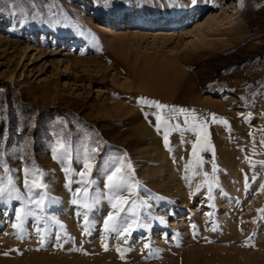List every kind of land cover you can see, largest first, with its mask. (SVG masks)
I'll list each match as a JSON object with an SVG mask.
<instances>
[{
    "label": "rangeland",
    "instance_id": "rangeland-1",
    "mask_svg": "<svg viewBox=\"0 0 264 264\" xmlns=\"http://www.w3.org/2000/svg\"><path fill=\"white\" fill-rule=\"evenodd\" d=\"M139 97L226 119L208 125L215 160L202 150L198 165L186 128L166 148ZM0 137V183L19 197L0 198V264H264V0H0ZM60 138L71 161L54 159ZM96 144L86 209L77 173ZM124 154L141 185L127 242L104 230ZM25 168L45 187L29 194Z\"/></svg>",
    "mask_w": 264,
    "mask_h": 264
},
{
    "label": "snow or ice",
    "instance_id": "snow-or-ice-1",
    "mask_svg": "<svg viewBox=\"0 0 264 264\" xmlns=\"http://www.w3.org/2000/svg\"><path fill=\"white\" fill-rule=\"evenodd\" d=\"M198 3V0H191V5L195 6ZM137 103L141 106V110L143 112L145 107L154 108L157 112L154 113H144L145 119H148L149 115H153L156 118V123L154 125L156 131L159 133L161 131L162 126L166 127V130L163 133V141L166 148L170 149V141L169 135L171 131H183L186 128L188 131L197 133V140L193 143L192 149V156L197 158V162L199 166H202L204 161L200 157L199 153L202 150L212 151L213 153V161L215 160V150L214 146L211 144L210 141V133L208 131L209 123H222L225 126L229 127V122L223 118H217L216 115L209 114L211 119L209 120L208 117H205L203 114L197 115V110L189 109L185 107L175 106V105H167L161 103L158 100H152L147 97H139L137 99ZM160 110H166L171 113L173 119L177 117H183V126L182 127L179 123H176L174 126H169V122L164 120L163 117L160 115ZM151 123V121H149ZM251 135V134H250ZM2 139V137H0ZM264 142V141H262ZM207 145V148H201V145ZM99 144L95 146L84 145L83 150L85 152V159L83 160V170L77 173L80 177L78 183L82 185L81 189L77 190L76 196L77 199L73 200L74 204L80 203L79 197L83 195L85 200L83 202V207L86 209H90L93 207L95 201L89 202L87 199L88 196V187L91 184L90 179L88 177L91 174L93 163L91 162V156L89 153L94 155L97 152ZM70 145L67 144L66 138H60L57 148H56V156L54 159L64 160L67 159L71 161L72 156L69 151ZM251 167L255 168L256 163L249 160ZM261 166H264V161L259 162ZM190 166V165H189ZM24 180L23 186L27 189L29 194H33L36 192L37 189L45 187L41 182L36 179L35 174L30 171L29 169L25 168L24 170ZM218 171L217 166L213 162L212 173L213 177L211 180L208 179L209 174L207 172H203L202 175L204 177L203 184L207 185L209 196L214 187H217V182L215 179V173ZM36 172H39L37 169ZM42 175V172L39 173ZM134 177V170L132 169L131 161L126 158V154H124L123 158H118L117 164L113 166L110 170L109 174L106 175V183L105 187L107 188L108 192L111 194L110 199V206H111V213L106 217L104 222V230L106 232L114 231L117 232L119 236L124 238L125 242H127L128 236H130L131 232L133 231V221L136 219V213L132 212L131 216H129V210L133 208V206H137L136 202V195L138 193L139 188L141 187L139 181L133 180ZM187 179V177H185ZM247 176H245V181L247 183ZM255 179V175L253 176ZM9 184L12 183L11 180L8 181ZM190 186V184H189ZM264 188V185L261 186ZM18 191L15 187L9 188L7 185L0 183V198H16L19 197L15 196V193ZM199 191V187L197 188ZM127 194V196L125 195ZM163 199V197H160ZM29 200L31 203H34L37 208L43 209L45 205V198L44 194H38V198H33L32 195H29ZM145 202H141V206ZM121 213L125 214V218L121 219ZM28 212H25L24 209L20 210V214L17 215L16 219L18 221L17 224L13 225L17 229H21L23 218L24 216L28 215ZM210 215V214H209ZM160 223H166V220L163 217L158 218ZM119 221L120 227H117V222ZM87 216L85 215V234H88L87 229ZM144 227L146 225H138ZM39 231V229H37ZM167 236V233L164 234ZM59 239V237H57ZM41 243H44L43 237H41ZM104 249L108 250V245H103ZM149 244H145V248H149ZM119 252L120 249H117ZM158 251L154 253L158 255ZM121 258H124L123 252H121Z\"/></svg>",
    "mask_w": 264,
    "mask_h": 264
},
{
    "label": "bare ground",
    "instance_id": "bare-ground-1",
    "mask_svg": "<svg viewBox=\"0 0 264 264\" xmlns=\"http://www.w3.org/2000/svg\"><path fill=\"white\" fill-rule=\"evenodd\" d=\"M133 14V13H132ZM122 15V14H121ZM128 16L129 17H131V13L130 14H128ZM132 17H133V15H132ZM116 18H118V16H116ZM131 20H133L132 18H131ZM134 22H133V24L134 25H137V26H142V25H144V24H146V25H154V24H156L157 23V19L156 18H152V19H150V21H148L147 23H146V21H144L143 19H141V18H139V19H136V20H133ZM165 23H167V25H169V29L170 28H172L173 26H175L174 24H175V19H167V22H165ZM158 24V23H157ZM166 26V25H165ZM145 27V26H144ZM138 28V27H137ZM172 30V29H171Z\"/></svg>",
    "mask_w": 264,
    "mask_h": 264
}]
</instances>
